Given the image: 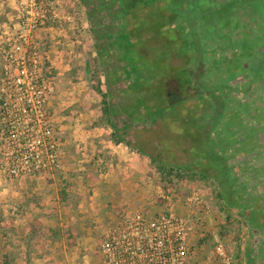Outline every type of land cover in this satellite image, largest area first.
<instances>
[{"label": "trees", "instance_id": "obj_1", "mask_svg": "<svg viewBox=\"0 0 264 264\" xmlns=\"http://www.w3.org/2000/svg\"><path fill=\"white\" fill-rule=\"evenodd\" d=\"M78 1L106 86L103 91L98 81L96 90L113 143L147 157L138 136L169 119L161 105L177 101L186 111L178 115L186 122L181 127L188 126L181 133L186 164L168 171L156 156L149 159L160 174L184 172L211 183L228 220L236 215L239 224L263 234L264 98L251 96L254 88L264 91V2ZM259 251L258 259L247 251V264L264 263V244Z\"/></svg>", "mask_w": 264, "mask_h": 264}, {"label": "rangeland", "instance_id": "obj_2", "mask_svg": "<svg viewBox=\"0 0 264 264\" xmlns=\"http://www.w3.org/2000/svg\"><path fill=\"white\" fill-rule=\"evenodd\" d=\"M40 1L36 0L37 3L34 6L32 0H0V33L13 29V25L15 26L16 23L14 16L17 10H40ZM49 2V10H56L61 16L63 24L59 29L55 28L53 31L42 34L44 40L43 48L49 55V59L46 62L47 75L56 87V92L50 100L49 111L60 141L62 156H64V158H61L62 169L55 174L58 176L62 174L60 175L61 177L66 175L64 180L67 185L65 186V183L62 182L65 186L64 189L69 191L68 198L71 194V197L73 196L78 204V200L82 198V191H85V195L88 192H93L92 190L95 188L99 192L102 186L106 185L107 178L112 180V176L114 178L121 177L122 170L113 167L114 161L107 154L111 151V145L115 144L111 137L112 130L101 113L102 97L97 92L96 86L98 81H101L103 91H106V86L96 62V53L87 23L85 8L78 0H49ZM262 2L264 1L262 0ZM263 7H261V10H264ZM63 16H70L72 20L65 21ZM243 17L245 18L246 16ZM246 22L253 29H256L255 23H251L250 17L246 18ZM244 31V28H238L234 31L233 38L239 39ZM219 73L223 77H227V74ZM219 73L218 75H220ZM122 88L124 86L120 87V89ZM252 93L251 97L256 98L257 102L260 100V96L264 98V91L260 92L257 88H254ZM170 100L171 98L168 99L169 102L161 105V107L169 109L171 113L169 119L165 117L162 119L160 126H157V129H149L147 127V130L138 136L140 142L150 151L148 155L151 157L156 156L157 162L168 171L171 168L177 170V167L181 168L183 167L181 165L186 164L187 156H185L184 140L181 137V133L185 132V128L188 127L187 125L181 127L186 122L182 120L183 117H179L180 114L184 116V113H186L185 109L176 105L177 101L173 102ZM262 104L264 106V100ZM130 138H132L131 135ZM128 150L131 149L128 148ZM138 155L142 160L145 159L146 161V165L142 167L146 170L144 175L147 178H151V183L154 184L153 188L156 189L157 194H162L163 196L167 192V196L171 197L170 199L172 197L178 200L182 198L180 200L183 201L198 194L199 201L187 200L188 205L193 206L194 204V207L195 205L200 207L206 202V205L211 207L212 212H215V215H217L213 225L215 234L207 235L206 237V246L210 250L213 249V243L221 240L232 258V264L243 263L246 257H241V255L245 250H249L252 258H259L260 247L264 244V233L260 235L258 232H251L249 228L239 224V218L236 215L226 221V218H224L225 215L227 216L226 212H221L222 223L218 222L220 204L215 197L214 187L211 183L184 172L171 171L170 173L164 172L160 174L148 155L147 157ZM116 159L118 160L119 158L117 157ZM116 163H119V160ZM119 166L122 167L121 164ZM195 168L196 166H194ZM3 174L6 176L3 178L7 183L16 181L10 178L6 172ZM100 194L101 192H99ZM101 195L104 196L103 192ZM162 200L164 199H158L159 202H162ZM259 206L262 207L263 204L257 200V210H259ZM104 209L105 207L99 205L89 212L87 209H83L87 210L88 216L80 221L85 222L90 231L95 228L94 240H92L93 249L90 252V249L84 246V254H77L75 257L69 255L68 257L72 259L67 258L68 263L66 264H74L80 258H83L81 264H100L99 247L104 234L101 235V233L108 227H115L123 215L131 213L125 211L121 213L120 217L115 216V218L104 212ZM80 210V208H73L74 212L69 211V214H67V216L75 218L72 220L74 226H77L78 223L76 222L79 217L85 216L84 213H80ZM255 212L257 211L255 210ZM205 227L204 223H199L197 226L198 229ZM224 228H226V233H223ZM51 230L53 231V229L46 230L44 234L52 235ZM221 234H224L222 239L220 237ZM225 234L227 235L225 236ZM15 236L16 232L8 222V219H4L0 215V264H19L21 259L19 253L20 241L18 242ZM238 236H241V241H238ZM69 249H71L70 246ZM63 260H65V257ZM63 260L61 261L64 262ZM215 260L212 258L209 264H217Z\"/></svg>", "mask_w": 264, "mask_h": 264}, {"label": "built area", "instance_id": "obj_3", "mask_svg": "<svg viewBox=\"0 0 264 264\" xmlns=\"http://www.w3.org/2000/svg\"><path fill=\"white\" fill-rule=\"evenodd\" d=\"M32 2L36 6V0ZM48 6L49 0H41L40 10H17L13 29L0 33V161L4 172L16 181L62 169L60 141L49 111L56 87L47 75L49 55L42 34L63 24ZM63 19L72 20L70 16ZM191 199L200 198L195 194ZM197 226L169 211L125 214L102 236L101 264H192ZM201 237L207 236L202 233ZM213 251L217 264H232L221 241L213 243Z\"/></svg>", "mask_w": 264, "mask_h": 264}, {"label": "crops", "instance_id": "obj_4", "mask_svg": "<svg viewBox=\"0 0 264 264\" xmlns=\"http://www.w3.org/2000/svg\"><path fill=\"white\" fill-rule=\"evenodd\" d=\"M111 146V151L107 154L114 161L113 167L122 170L121 177L114 178L112 176V180L107 178L106 185H103L99 191L101 194L103 192L104 196L99 195L96 188L92 190L93 192H90L92 196L89 192L86 194L88 196H86L84 194L85 191H82V198L78 200V204L75 198L71 197V194L68 198L69 191L64 189L67 185L64 180L66 175L62 177L60 176L62 174L59 176L57 174L39 175L35 178L7 183L3 178L6 177L3 174L5 173L3 166L0 164V215L4 219H8V222L16 232V239L18 242L20 241L19 253L21 259L19 264H66L68 263L67 258L72 259L68 257L69 255L75 257L77 254H84V246L92 252L95 228L92 230L93 232L90 231L87 224L80 220L88 216L87 210L89 212L97 205L105 207L104 212L113 217H120L121 213L125 211L135 212L143 210L149 215L169 211L195 224L204 223L206 225L205 228H195L192 237L190 261L192 264H209L212 258L215 260L213 249L210 250L206 246V237H201L202 233L207 236L209 232H214L213 225L217 215L212 212L211 207L206 205V202L200 207L196 205L194 207V204L190 206L187 202L188 198L184 201L180 200L182 198L178 200L172 197L170 199L171 197L167 196V192L163 196L162 194H157L156 189L153 188L154 184L151 183V178H147L144 175L146 170L142 167L146 165L145 159L142 160L135 151L128 150V147L123 144ZM96 151L99 153L98 150ZM62 157L64 158V156ZM117 157L119 158V163H116L118 161ZM62 182L65 183V186ZM158 199L164 200L159 202ZM73 208H80V213L85 214V216L79 217L76 222L78 223V228L74 226L72 221L75 218L67 216L69 211H73ZM218 212L217 221L222 223L221 212L223 211L218 208ZM224 218L228 221L226 215ZM108 228L104 229L101 235ZM50 229H53V231L51 230L52 235L44 234L46 230ZM202 229L204 231L200 232ZM224 232L226 233V228H224ZM223 236L224 234H221V239ZM240 237H237L238 241H241ZM69 246L71 249H69ZM246 252L245 250L241 255V257H246L242 264H247ZM64 257L65 260H63ZM82 259L80 258L74 264H81Z\"/></svg>", "mask_w": 264, "mask_h": 264}]
</instances>
